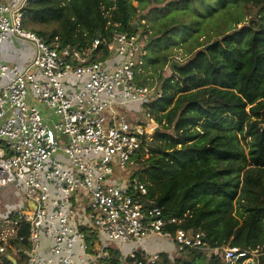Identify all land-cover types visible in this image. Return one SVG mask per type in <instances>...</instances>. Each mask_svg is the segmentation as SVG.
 <instances>
[{"label":"built area","instance_id":"built-area-1","mask_svg":"<svg viewBox=\"0 0 264 264\" xmlns=\"http://www.w3.org/2000/svg\"><path fill=\"white\" fill-rule=\"evenodd\" d=\"M28 2L0 0V256L13 246L23 252L20 264H144L134 251L126 255L132 263L119 249L112 262L98 243L91 252L82 227L141 248L151 237L178 251L202 248L203 233L171 231L181 219L166 218L153 200L145 204L147 185L127 167L137 151L150 153V134L160 127L146 105L160 90L136 80L149 34L138 26L132 33L98 30L89 46L72 50L23 26ZM10 37L33 47L22 67L1 58ZM99 46L111 57L91 61ZM129 103L137 106L133 119L122 112ZM14 187L19 199L11 197ZM24 225L28 246L21 250L11 240H23ZM221 252L222 264H258L259 249ZM158 260V252L146 254L145 264Z\"/></svg>","mask_w":264,"mask_h":264},{"label":"trees","instance_id":"trees-1","mask_svg":"<svg viewBox=\"0 0 264 264\" xmlns=\"http://www.w3.org/2000/svg\"><path fill=\"white\" fill-rule=\"evenodd\" d=\"M158 21L164 30L152 29ZM146 22L151 38L139 68L165 67L172 59L168 51L153 54L151 46L178 29L186 36L174 44L187 45L189 58L174 74L154 69L152 75L160 96L146 105L165 132L153 135L147 156L137 151L127 165L147 185L145 204L153 200L166 218L181 219L171 231L203 233L202 248L259 249L258 264H264V0H29L23 18L25 28L48 41L57 37L72 50L89 46L98 30L132 33L138 26L148 33ZM110 57L103 46L89 56L91 61ZM136 80L153 84L140 73ZM82 230L91 252L98 243L116 262L117 252L102 246L95 231ZM19 235L23 240L11 243L23 250L26 225ZM202 248L184 247L177 257L159 251L155 264H222L218 253L207 259ZM134 254L145 264L143 251Z\"/></svg>","mask_w":264,"mask_h":264},{"label":"rangeland","instance_id":"rangeland-1","mask_svg":"<svg viewBox=\"0 0 264 264\" xmlns=\"http://www.w3.org/2000/svg\"><path fill=\"white\" fill-rule=\"evenodd\" d=\"M168 1H170V0H168ZM133 3L135 5L137 4L136 2H133ZM160 6H164V4H162V5L153 4L152 5V7H157V8H160ZM151 15L152 16L154 15V11L151 12ZM218 19L219 18H214L213 22L218 21ZM144 24H145V26L148 29L149 38H151L150 34H151L152 30H151V27H150V23L146 22ZM153 25H154V27L152 29L154 31L155 30H160V29H163V30L165 29L164 26H163V23H161V21L154 22ZM238 26H240V24ZM185 36H186V33H184V30L183 29H178L177 32H173V33H171V34H169L167 36L160 37L158 39L159 46L157 47V46L152 45L150 50L153 51V54L162 53L163 51H168L169 59L175 58V59H178L180 61H184L185 59L189 58V55L186 53V48H188L187 45H184L183 43H180V42H179L178 45H176V44H174V42L176 43V42L182 40ZM167 65L165 67H162V68L159 67L160 65L156 66L155 68H154V66H149L146 70H143V69L140 68L139 69V73L141 74V78H145L147 80V82L150 81V80H153V84L151 86H153L154 88L158 89L159 84L157 83V79H158L157 75L152 76L154 74V69L157 70V73H159V74H161L163 76H168V75H170V72L167 69ZM122 112L127 114L132 119L135 116L138 115V114H136V113H138V111H137V106H136L135 103H129L128 105H126L122 109ZM150 144L152 146H154L155 142L152 141ZM241 144H242L243 148L246 150L247 149V143L246 142H241ZM130 168H131V170H135L136 166L135 167L131 166ZM10 194H11L12 198L19 199L20 195H21V191L20 190H16L15 187H14L13 188V192L10 193ZM4 197H5L4 192L0 190V218L2 217V215L4 213V211L2 210V208H4V206H5V204L2 201V199ZM18 206H20V205H18ZM101 236H102V238L100 237L101 245L109 247L112 250H118L119 249L120 252L118 254H120V255L126 256L129 252L135 251L134 250V246L132 247L130 244L129 245H126L125 243L119 244L120 242L117 243V242L110 241L109 239L106 238V236L104 234H101ZM160 242H161L160 243L161 247L165 251L172 253V254H169L171 257H177V256L180 255L179 253H176L178 250L176 248H174V245L170 241H168V239L163 238L162 240H160ZM130 246H131V248H130ZM202 249L207 251V253H208L207 259H209L212 254H217L218 253L217 251H213V250H210V249H207V248H202ZM7 250H9V253L11 252V253L14 254V247L13 246H12V248H9V249H8V246H7L6 249H5L6 253H7ZM15 255L18 258L20 256L19 252H16ZM0 260L3 261V258L0 257ZM202 264H205V263H202Z\"/></svg>","mask_w":264,"mask_h":264},{"label":"crops","instance_id":"crops-1","mask_svg":"<svg viewBox=\"0 0 264 264\" xmlns=\"http://www.w3.org/2000/svg\"><path fill=\"white\" fill-rule=\"evenodd\" d=\"M32 55H33V47L28 42L18 41V40H15L14 38L10 37L2 43L1 58H2V60L6 61L8 63H12V64L15 63L19 67H22L32 57ZM6 192H8V191H6ZM162 239L163 238H157V237H151V238L145 239L143 242L142 248L138 247L135 243H132V242L125 243V244L126 245L130 244L132 247L134 246V250H141L145 254H151L154 252H159V251L164 250L160 244L161 243L160 240H162ZM131 246H130V248H131ZM97 249H99V247H97ZM168 253L172 254L170 252H168ZM6 254H8L13 261L12 260L5 261L3 259V261L0 260V264H10V263L16 264L17 263L18 258L15 255L16 254L15 250H14V254L11 252L10 253L7 252ZM0 257L3 258L4 256L1 255ZM19 262H21V261L19 260Z\"/></svg>","mask_w":264,"mask_h":264},{"label":"water","instance_id":"water-1","mask_svg":"<svg viewBox=\"0 0 264 264\" xmlns=\"http://www.w3.org/2000/svg\"><path fill=\"white\" fill-rule=\"evenodd\" d=\"M187 64V61H184V62H182V61H180V60H178V59H175V58H172L171 60H170V62L168 63V65H167V69H168V71L170 72V74H174V73H176V69H180V68H182L184 65H186ZM165 132V130L162 128V127H156V128H154L153 130H152V132H151V134L150 135H154L155 133H159V134H162V133H164ZM28 206H30V207H32V208H35V204L33 203V202H28ZM97 247H99V246H97ZM4 257H6L7 259H9V260H12L11 259V257L8 255V254H2ZM218 255L220 256V257H222V252H221V250H218ZM13 261V260H12Z\"/></svg>","mask_w":264,"mask_h":264}]
</instances>
